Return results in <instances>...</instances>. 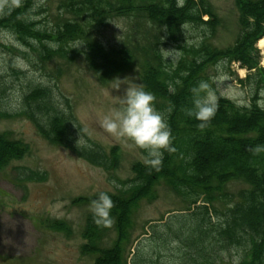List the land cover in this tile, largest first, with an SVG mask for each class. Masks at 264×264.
<instances>
[{
	"label": "trees",
	"instance_id": "trees-1",
	"mask_svg": "<svg viewBox=\"0 0 264 264\" xmlns=\"http://www.w3.org/2000/svg\"><path fill=\"white\" fill-rule=\"evenodd\" d=\"M235 6L238 33L225 48L206 42L219 24L206 0H64L60 8L67 16L50 29L33 20L31 0H21L0 15V30L10 33L40 63L54 58L71 61L81 52L87 68L103 85L138 66L141 86L153 94L154 106L165 111L172 150L163 151L158 170L135 162L132 178L120 182L115 193L106 192L113 201L110 224L97 225L91 213L85 218L80 254L94 257V264H128L135 213L142 201L157 199L161 185L192 209L189 229L182 237L176 235L186 250L182 264H218L231 254L236 256L233 264H264V67L257 46L264 38V0H235ZM113 18L136 19L143 27V39L135 46L106 48L93 35ZM186 27L201 29L202 40L188 44ZM151 28H157L164 44L179 53L176 61L164 58L163 43ZM76 42L84 43L81 49L72 48ZM233 64L246 71L237 83L248 91L249 103L239 106L218 97L210 119L189 117L192 89L201 81L209 84L210 68ZM4 93L0 84V120L24 117L50 145L63 147L105 172L119 167L117 147L106 152L91 142L76 144L79 124L69 106L59 108L49 88H31L14 111L2 107ZM28 153L26 143L0 132V172ZM12 172L19 183L46 181L45 173L26 167H14ZM233 182L246 187L232 194L227 188ZM96 195L78 197L71 205L89 207ZM45 227L71 236L64 221L46 220ZM111 232L114 240L104 246ZM131 264L147 263L135 258Z\"/></svg>",
	"mask_w": 264,
	"mask_h": 264
},
{
	"label": "rangeland",
	"instance_id": "rangeland-1",
	"mask_svg": "<svg viewBox=\"0 0 264 264\" xmlns=\"http://www.w3.org/2000/svg\"><path fill=\"white\" fill-rule=\"evenodd\" d=\"M20 1L0 0V15ZM63 1L31 0L33 20L41 28H53L67 16L60 8ZM206 1L219 21L214 35L206 38V42L216 48L228 47L238 33L235 0ZM142 29L136 19L113 18L95 30L93 36L106 48L135 46L143 39ZM150 31L162 41L161 48L172 51L167 58L176 61L179 53L171 45L164 44L161 32L157 28ZM202 35L201 29L185 28L188 44L196 45L202 40ZM257 45L264 67V43ZM83 57L79 52L71 61L54 58L40 63L32 53H26L10 33L0 30V84L5 88L2 107L14 111L28 90L36 86L47 87L59 108L66 110L69 106L71 109L79 124L80 137L87 143L99 145L106 152L117 147L119 153V167L105 172L63 147L50 145L24 117L0 120V132H8L13 139L29 146L28 155L0 172V264H94V257L80 254V247L85 243L81 237L85 218L91 212L88 206L76 207L71 202L99 191L115 193L120 182L132 178L131 166L135 162L144 163V150L125 147L100 124L103 115L116 107L115 96L122 95L125 87L133 82L141 85L139 67L117 76L125 79L119 89H113L117 77L105 85L99 83ZM245 75L246 71L237 64L210 68L207 77L216 100L223 97L239 106L248 104V91L237 83V77L244 78ZM156 109L165 116L164 110ZM14 167L45 173L46 181L19 183L13 178ZM245 187L243 183L233 182L227 189L236 194ZM187 207L163 185L157 187L154 202L142 201L134 216L131 245L126 252L128 264L135 258L147 264H182L186 260V250L180 243V237L193 222L192 209ZM46 220L64 221L71 228V236L65 237L47 229ZM114 237L113 232L109 233L104 246H110ZM235 258L233 254L226 255L217 263L233 264Z\"/></svg>",
	"mask_w": 264,
	"mask_h": 264
},
{
	"label": "clouds",
	"instance_id": "clouds-1",
	"mask_svg": "<svg viewBox=\"0 0 264 264\" xmlns=\"http://www.w3.org/2000/svg\"><path fill=\"white\" fill-rule=\"evenodd\" d=\"M84 43L76 42L72 48ZM164 58L171 56L172 51L160 49ZM113 89H119L124 79L115 78ZM194 94L193 106L187 115L199 121H207L215 111L216 96L207 82L201 81L192 89ZM203 92V95H199ZM154 96L150 91L137 83L127 85L120 96L114 97L116 107L103 115L101 127L113 138L123 143L129 149L138 148L145 152L144 163L157 168L161 163L163 151H171L170 130L161 112L154 106ZM203 127V123L199 125ZM78 145H85L86 141L79 137ZM113 207L112 198L104 191H99L90 201L89 210L93 222L97 225L110 224V212Z\"/></svg>",
	"mask_w": 264,
	"mask_h": 264
},
{
	"label": "bare ground",
	"instance_id": "bare-ground-1",
	"mask_svg": "<svg viewBox=\"0 0 264 264\" xmlns=\"http://www.w3.org/2000/svg\"><path fill=\"white\" fill-rule=\"evenodd\" d=\"M258 43H259V45H261V46H262V45H263V43H264V38H263V39H261V40H260Z\"/></svg>",
	"mask_w": 264,
	"mask_h": 264
}]
</instances>
